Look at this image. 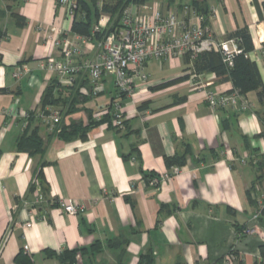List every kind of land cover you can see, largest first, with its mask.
<instances>
[{"label": "crops", "instance_id": "obj_1", "mask_svg": "<svg viewBox=\"0 0 264 264\" xmlns=\"http://www.w3.org/2000/svg\"><path fill=\"white\" fill-rule=\"evenodd\" d=\"M57 1L18 0L13 11L26 18L24 26L0 18L6 31L0 38V88L7 89L0 93V264H15L24 246L35 264H63L46 252L74 249V264H140L147 251L153 252L154 264H213L221 257L224 264H260L264 214L253 219L260 197L253 194L264 185L255 183L254 168L264 154V137L257 136L264 125L257 92L244 95L248 110H212L206 90L230 91V78L196 73L189 56L154 58L146 64V81H137L135 95L124 101L128 122L120 130L106 122L86 139L63 140L49 132L40 112L43 92L56 77L41 66L57 52L55 36L49 38L47 31L54 26L70 33L73 21ZM154 1L162 13L191 17L184 6L192 0ZM199 1L212 14L204 24L216 38L249 28L255 47L251 57H259L255 60L264 79V0ZM8 4L13 3L0 2ZM90 50L78 60L93 58L97 48ZM17 65L29 72L15 78ZM103 87V94L78 104L80 109L66 115L64 123L86 124L84 108L96 120L103 118L116 94L112 77L104 78ZM27 113L34 114L30 126ZM35 127L44 141L43 156L17 149L22 134ZM183 143L192 151L180 172L157 186L148 183L145 173H165V157L182 152ZM252 148L259 151L254 154ZM41 160L47 162L43 171L49 195L74 200L82 210L68 214L52 207L24 227L30 218L24 201L35 198L30 185ZM245 228L253 231L241 232Z\"/></svg>", "mask_w": 264, "mask_h": 264}, {"label": "built area", "instance_id": "obj_2", "mask_svg": "<svg viewBox=\"0 0 264 264\" xmlns=\"http://www.w3.org/2000/svg\"><path fill=\"white\" fill-rule=\"evenodd\" d=\"M64 6L70 18H74L78 9L76 0H58ZM140 7V8H139ZM186 13H190V18L179 17V15L169 10L162 13L158 1L142 6L131 4L127 6L122 15V26L112 31L98 45L91 39L74 34L66 33L62 29L51 26L47 34L49 38L55 36L56 54L49 55L41 64L47 71L56 75L60 83L72 85L81 72H88L92 86L87 95L97 97L104 92L103 80L106 76L112 77L116 88L114 98L110 100L107 108L108 113H113V123L117 126L123 125L125 114L123 112V99L133 97L136 93L137 81L145 82L147 73L146 64L154 58H177L189 55L194 59L200 52L205 50H217L223 56V60L228 65L233 64V58L241 52L235 39H218L210 28L204 24L206 16L198 14L192 5H185ZM151 10V14L141 12ZM212 19V14L208 16ZM107 18L102 17L95 29L104 27ZM263 37V36H262ZM259 36V38H262ZM97 48L93 58L78 60L82 54L90 53L91 48ZM264 53V50H263ZM256 60L258 56L254 57ZM264 58V57H263ZM29 69L25 66H15L12 75L20 78L27 74ZM84 91V89H83ZM206 101L212 110L221 108H231L236 111L248 110L250 104L243 94L237 89L218 92L212 89L206 90ZM48 113H42L41 117L50 132L59 131V124L62 114L59 108L47 106ZM30 115L25 114V123ZM244 162V159H242ZM181 168L173 166L165 173L158 174L150 180L153 186L170 179ZM33 201H24V206L29 211L30 218L24 223V227L33 225L32 217L41 215L38 204L45 202L38 180ZM254 197L258 199V209L253 215L254 220H258L264 210V185L256 186ZM57 208L68 214H77L82 210L81 205L74 200H59ZM253 229L246 228L248 233Z\"/></svg>", "mask_w": 264, "mask_h": 264}, {"label": "trees", "instance_id": "obj_3", "mask_svg": "<svg viewBox=\"0 0 264 264\" xmlns=\"http://www.w3.org/2000/svg\"><path fill=\"white\" fill-rule=\"evenodd\" d=\"M10 1L13 4H8L5 7L0 6V18L11 17L14 19L19 26H24L27 22L26 18L13 11L16 2L18 0H0ZM78 3V9L75 12L71 32L74 34H79L85 36L92 40L93 43L98 45L102 42L107 35L112 31L122 26V15L124 9L131 5L142 6L144 4H152L156 1L154 0H76ZM174 2V0H169V2ZM58 2V1H57ZM159 2V1H158ZM59 4V3H58ZM189 5V4H185ZM198 12L206 16V22L208 21V10L203 8V4L199 0H192L191 4ZM107 18V23L104 27L95 29L99 20L102 17ZM6 36V31L0 27V38ZM225 39H235L241 52L236 54L233 58V64L228 65L224 62L223 56L220 51L215 49L205 50L200 52L193 59L192 68L198 74L204 72H213L218 76L225 78H230L233 82L234 88L239 90L243 95L250 91H256L258 98L262 104V110L257 112L260 121L264 125V79L258 63L255 59H252L251 54L254 51V43L252 39L251 32L247 26L238 28L237 30L227 34ZM185 56H189L188 54ZM190 57V56H189ZM92 86L91 79L89 78L88 72H81L75 82L72 85H64L60 83L58 77L53 78L46 86L42 100L40 104V112L48 113L46 110L47 106L57 107L60 109L62 114V120L59 124V131L50 132L53 135L60 137L63 140H72L75 138L86 139L88 132L99 126L102 123H108L110 127L119 129L123 127L128 121L123 120L122 126H113V113H107L100 120H96L92 116V112L84 108L88 113V122L85 124L82 121H73L66 125L64 123V117L68 114H73L77 112L80 108L77 107L78 104H84L87 101L95 98L94 96L87 95L85 92ZM84 89V91H83ZM7 89H1V92H6ZM105 92V91H104ZM99 94V96L101 94ZM114 96L112 97V99ZM126 100L124 97L123 102ZM29 126L30 122L34 119V114L29 113ZM30 128V127H29ZM257 136L264 137V130ZM136 144L133 146L135 147ZM184 149L182 152H176L172 156H166L165 161L168 169L173 166L183 167L187 163V156L191 153V146L189 143H183ZM17 149L20 151L28 152L30 155H41L45 153V145L42 137L39 133V127L34 129H28L22 134L17 142ZM251 151L256 154L259 150L252 148ZM254 156V155H253ZM127 157L126 155L124 156ZM254 160V157L251 158ZM47 162L41 160L34 172L33 182L30 185V191L33 193L37 187L35 180H38L39 186L41 188L42 194L45 197L46 203L38 204V209L44 211L52 207H58L59 200L51 197L49 195V188L44 175L43 167ZM254 168L256 170V182L264 181V154L259 155V158L255 160ZM155 172L145 173V178L148 183L150 180L157 176ZM250 191V189H249ZM264 214V210L262 211ZM246 229V228H245ZM245 229L241 232H245ZM1 244V241H0ZM99 243L94 244V250H99ZM82 253L84 249H81ZM261 252V262L264 264V243L260 245ZM78 250H65L60 253H55L53 251H47V256H56L59 261L63 264H74L77 261ZM15 264H35L32 255L24 247H21L14 258ZM140 264H154L153 252L147 251L145 255L141 257ZM213 264H224L223 257L217 259Z\"/></svg>", "mask_w": 264, "mask_h": 264}, {"label": "rangeland", "instance_id": "obj_4", "mask_svg": "<svg viewBox=\"0 0 264 264\" xmlns=\"http://www.w3.org/2000/svg\"><path fill=\"white\" fill-rule=\"evenodd\" d=\"M164 1H165V3H168L169 0H164ZM176 1H177V0H176ZM189 5H190V4H189Z\"/></svg>", "mask_w": 264, "mask_h": 264}]
</instances>
